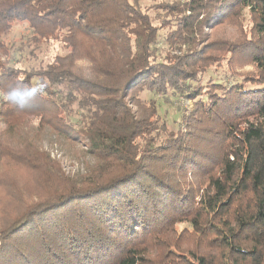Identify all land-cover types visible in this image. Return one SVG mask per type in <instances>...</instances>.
<instances>
[{
	"label": "trees",
	"instance_id": "16d2710c",
	"mask_svg": "<svg viewBox=\"0 0 264 264\" xmlns=\"http://www.w3.org/2000/svg\"><path fill=\"white\" fill-rule=\"evenodd\" d=\"M148 1L0 0V52L18 24L36 59L56 48L0 63L1 121L96 160L76 179L0 141L34 180L0 169V264H264V0ZM25 85L27 108L3 99Z\"/></svg>",
	"mask_w": 264,
	"mask_h": 264
},
{
	"label": "rangeland",
	"instance_id": "374dc122",
	"mask_svg": "<svg viewBox=\"0 0 264 264\" xmlns=\"http://www.w3.org/2000/svg\"><path fill=\"white\" fill-rule=\"evenodd\" d=\"M168 1L173 2L176 0H150L147 4L151 5L152 3ZM27 27L28 26L25 24H18L14 27L12 34L7 39L10 51L9 53L0 52V63L16 64V59L22 54L28 61L26 66L34 67L38 65L39 61H47L50 56L56 54V48L46 46V48H41L42 51L37 52L38 58L36 59L31 54L32 48L28 47L27 44V40L30 37ZM245 27L247 28L246 25ZM239 30L240 29L233 27L220 28L216 33V36L236 41L240 36ZM17 49H20L21 52L19 53V50L17 51ZM58 51L59 53H62L61 49H58ZM75 67L88 76H94L92 65L88 60L76 61ZM249 70H251V68H245L242 72ZM182 103L184 107L190 106V102L188 101ZM133 109L136 110L134 107ZM38 123L39 121L33 118L17 125V127H8L0 118V141H5L9 144L11 143L12 147H20L26 142H31L38 146L41 151L50 155L51 158L61 166L66 175L73 178L75 177L76 179L85 175L89 169L95 165L96 160L89 154L85 153V144L82 146L78 143L67 141L64 138H61L52 128L45 127L40 130L38 128ZM0 169L8 172L11 176L13 175L16 180L19 179L17 180L18 184L30 189L33 188V178L29 174L27 175L24 171L6 165H4V167L0 166Z\"/></svg>",
	"mask_w": 264,
	"mask_h": 264
},
{
	"label": "clouds",
	"instance_id": "9594fccd",
	"mask_svg": "<svg viewBox=\"0 0 264 264\" xmlns=\"http://www.w3.org/2000/svg\"><path fill=\"white\" fill-rule=\"evenodd\" d=\"M37 91V88L27 85L11 87L3 93V99L20 109H25L34 101Z\"/></svg>",
	"mask_w": 264,
	"mask_h": 264
}]
</instances>
